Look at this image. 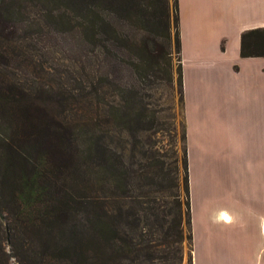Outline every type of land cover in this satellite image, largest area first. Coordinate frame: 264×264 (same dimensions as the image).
I'll return each instance as SVG.
<instances>
[{
    "label": "trees",
    "instance_id": "16d2710c",
    "mask_svg": "<svg viewBox=\"0 0 264 264\" xmlns=\"http://www.w3.org/2000/svg\"><path fill=\"white\" fill-rule=\"evenodd\" d=\"M36 6L85 45L78 90L54 93L40 82L33 88L23 75L38 63L36 40L18 33L45 22L24 23L18 15ZM181 51L179 0H0V207L11 217V236L29 232L48 251L43 237L58 232L64 240L51 254L62 263L118 264L127 248L180 246L185 216L191 244L186 129L180 154L173 98L166 106L154 99L161 86L174 90V53L182 108ZM240 56L264 57V28L242 34ZM41 71L33 73L37 80ZM72 99H84L86 109L85 120L74 124L64 107ZM157 137L169 142L168 151L155 148ZM83 209L90 228L68 232L67 220Z\"/></svg>",
    "mask_w": 264,
    "mask_h": 264
},
{
    "label": "rangeland",
    "instance_id": "374dc122",
    "mask_svg": "<svg viewBox=\"0 0 264 264\" xmlns=\"http://www.w3.org/2000/svg\"><path fill=\"white\" fill-rule=\"evenodd\" d=\"M181 1L182 8L179 0L184 103L181 108L178 102L177 60L174 53L172 56L174 90L169 93L161 86L155 90L154 99L161 106H166L173 98L177 133L175 147L180 154L182 126L184 125L186 129L193 240L190 244L187 239L189 227L184 216L183 242L180 246L171 244L163 251L160 249L155 252L134 249L132 252L130 248L125 247L127 249L123 254L124 260L118 264H190V254L193 256V264H264V230L261 231L260 220L247 211L251 210L250 204H246L243 198L235 195V191L239 193L243 189L241 183L244 182L240 178L235 181L229 167V150L231 151L232 145L229 133L237 135L257 132L261 122H264V115L258 116L255 107L249 105L247 121L244 119L241 121L238 115L242 111L237 113L238 107L235 108L239 106L238 102L230 100L228 66L232 61V55L226 57L223 62L220 61L221 63L218 59L210 60L203 55V48L216 46L213 40H217L216 35L219 31L217 23L214 25L211 0L210 3L206 0H194L196 6L191 5L195 4L191 0ZM28 8L32 9L29 16L25 12L19 13L18 18L21 22L25 23L27 19L33 21L37 17L45 23L41 28L34 21L18 33L21 38L28 36L36 40V48L33 44L32 47L38 63L34 71L31 67L23 68V75L29 84H36L33 88L40 82L39 86L54 93L78 90L79 83L85 81L86 59L82 56L85 53L79 49L85 45L77 46L76 36L66 28L62 29L59 24L56 25L50 19L44 18L48 16H45L46 13L41 11V8L37 6ZM205 40H211L210 46ZM224 44L223 40L221 50L225 49ZM39 67L43 71L40 72L42 74L40 80H37L33 73L39 70ZM246 100L244 96L243 104ZM81 101L75 103L72 99L71 105L64 104L70 124L79 119L85 120V101L84 99ZM73 108H77L79 112L76 113ZM233 113L234 115H230ZM251 115L254 120L250 121ZM257 121L259 123L256 125ZM4 134L2 132L0 136ZM156 140L160 143L155 148H162L165 151L170 149L168 141L161 137H157ZM103 198L101 195L100 202H103ZM2 208L0 207V264H40L46 258L52 264H64L60 261L58 253L55 252L54 256L51 254L54 251L52 246L62 245L64 237H59V233L53 231L50 236L43 237L48 239L46 248H50L45 251L38 237L32 236L29 232L24 233L16 229L17 232L11 236V217L6 213L7 209L2 211ZM238 208L241 210L240 218L235 213ZM222 211L235 214L236 221L232 223L220 221ZM66 223L65 227H71L67 229L68 232L82 230L87 232L90 228V216L83 209V212L79 213V218L70 217ZM53 237L60 240L52 242ZM61 248L55 247V250ZM177 248H180V253L176 251ZM147 254L157 257L158 260L153 263L143 261L144 255ZM179 257H182L181 261ZM79 263L98 264L90 260Z\"/></svg>",
    "mask_w": 264,
    "mask_h": 264
},
{
    "label": "crops",
    "instance_id": "0c3cea01",
    "mask_svg": "<svg viewBox=\"0 0 264 264\" xmlns=\"http://www.w3.org/2000/svg\"><path fill=\"white\" fill-rule=\"evenodd\" d=\"M191 1L195 3L194 0ZM206 1L210 3V0ZM180 2L182 8V1ZM211 3L214 25L217 23L219 31L216 35L217 40H213L216 46L203 48V55L210 60L218 59L219 62H223L226 57L232 55V61L228 66L231 86L230 100L238 102L239 106L235 108L238 107L237 113L242 111L238 115L241 121L242 119L247 121L249 105L255 107L258 116L259 114L264 115V107H262L264 105V57L242 58L240 56L242 34L249 30L264 28V0H211ZM191 5L196 6V3ZM223 40L225 49L221 50ZM209 41L211 40H205L208 45ZM244 96L247 99L245 104H243ZM249 120H254L252 115ZM257 123L259 122L257 121L256 125ZM259 126L257 132L253 131L249 134L229 133L230 144L232 143L231 151L229 150V167L235 181L240 178L244 182L241 183L243 189L239 193L235 191V195L243 198L246 204H250L251 210L247 211L251 213V216L260 220L263 232L264 122H261ZM242 212L244 213V209ZM235 213L239 215V218L241 217L239 208ZM223 214L229 215V221L223 220ZM219 220L232 223L236 221V217L235 214L222 211ZM191 258L193 264L192 254Z\"/></svg>",
    "mask_w": 264,
    "mask_h": 264
},
{
    "label": "bare ground",
    "instance_id": "6f19581e",
    "mask_svg": "<svg viewBox=\"0 0 264 264\" xmlns=\"http://www.w3.org/2000/svg\"><path fill=\"white\" fill-rule=\"evenodd\" d=\"M222 216V215H221ZM223 220L225 221V222H227V221H229V219H230V217H229V215L228 214H223Z\"/></svg>",
    "mask_w": 264,
    "mask_h": 264
}]
</instances>
